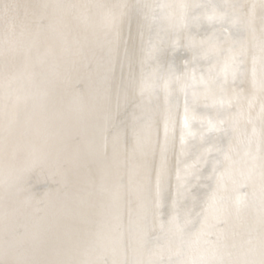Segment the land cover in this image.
Wrapping results in <instances>:
<instances>
[{"label":"snow or ice","instance_id":"1","mask_svg":"<svg viewBox=\"0 0 264 264\" xmlns=\"http://www.w3.org/2000/svg\"><path fill=\"white\" fill-rule=\"evenodd\" d=\"M15 7L11 0L0 2V147L8 169L0 189L6 225L36 199L34 178L58 177L67 188L70 172L86 154L95 167L73 196L91 209L84 217L86 231L64 258H26L6 242L0 264H264V199L258 218L244 228L241 251L225 243L233 204L244 198L245 185L233 179L241 137L264 182V0L42 3L37 7L45 15L24 19L13 14ZM50 31L55 42L47 37ZM242 32L252 33L251 40ZM93 50L102 54L115 110L99 111L86 154L48 140L13 142L19 105L31 99L46 107L65 78L54 71V60L71 53L91 69ZM20 73L33 91L21 94L14 87ZM257 99L259 130L252 117ZM57 102L83 103L75 94ZM237 235L233 229V239ZM169 237L179 245L160 244ZM193 245L204 251L190 255Z\"/></svg>","mask_w":264,"mask_h":264},{"label":"bare ground","instance_id":"2","mask_svg":"<svg viewBox=\"0 0 264 264\" xmlns=\"http://www.w3.org/2000/svg\"><path fill=\"white\" fill-rule=\"evenodd\" d=\"M11 2L16 5L13 14L24 19L25 17L45 15V11L37 7L42 3L96 4L110 2V0H11ZM154 2L179 4L203 2V0H154ZM215 2L220 3L222 0H215ZM164 12L180 14L179 9H165ZM94 15H98L95 10ZM260 16L261 13L257 9L253 22L257 37L260 34ZM240 35L249 40L252 38L250 32H242ZM55 36V31L47 33L48 39L53 42H55ZM182 54L180 53V55ZM101 57L102 54L99 51L93 50L89 53V59L92 62L91 69L87 67L88 61L78 63L77 57L71 53L64 54L54 60L56 65L54 71L62 72L65 78L56 85L46 107L41 108L31 99L19 105L15 112L16 123L11 133L13 142L26 145L38 140H48L67 150L80 148L86 154L92 127L99 111L108 108L115 110V97L110 83L106 80L104 60ZM2 63L3 58L0 57V64ZM114 67L115 76L119 77V66L114 65ZM248 67L249 75H251L250 62ZM257 75L259 76V65H257ZM3 80L4 75L0 71V83ZM14 87L21 94L33 91L24 80L22 73H20L19 82ZM73 94L77 95L83 103L69 106L67 103L57 102L58 97H70ZM2 95L3 93L0 91V97ZM259 111V99H257L252 117L258 130ZM3 119V114L0 112V125H2ZM240 127L243 130V124ZM240 140L243 142L236 146V151L233 154L235 161L233 179L245 185L240 191L244 198L239 206L233 204L230 217L231 227L225 241L229 246L233 243L237 244L238 247L232 249L237 253L241 251L239 245H242L246 239L244 228L258 218L261 200L264 199V182L261 180L259 168L253 169L250 158L245 155L246 140L244 137H241ZM254 148L255 144L253 150ZM90 166L95 167V161L92 156L86 154V159L81 165L76 166L70 172V183L67 188L61 187L58 177L40 175L34 178L36 199L30 207L18 208L9 217L7 225L4 219L5 196L3 190L0 189V248L8 242L18 246L26 258L40 260L64 258L71 245L79 240L86 231L84 217L90 214L91 209L87 204L75 200L73 196L85 185ZM7 172L3 149L0 147V181L6 177ZM233 229L238 233L235 239L232 236ZM160 244L165 248L169 245L176 247L179 245V241L169 237L161 240ZM203 251L204 246L193 245L189 254L199 255ZM141 254L142 250H138L137 255ZM128 255L131 258V250Z\"/></svg>","mask_w":264,"mask_h":264}]
</instances>
